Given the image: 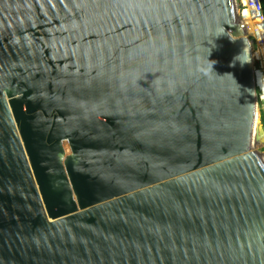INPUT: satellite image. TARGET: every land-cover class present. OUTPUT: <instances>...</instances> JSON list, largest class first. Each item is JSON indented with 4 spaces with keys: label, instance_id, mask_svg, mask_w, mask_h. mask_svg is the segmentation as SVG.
Masks as SVG:
<instances>
[{
    "label": "water",
    "instance_id": "water-1",
    "mask_svg": "<svg viewBox=\"0 0 264 264\" xmlns=\"http://www.w3.org/2000/svg\"><path fill=\"white\" fill-rule=\"evenodd\" d=\"M240 16L233 0H0V264H264Z\"/></svg>",
    "mask_w": 264,
    "mask_h": 264
},
{
    "label": "rangeland",
    "instance_id": "rangeland-1",
    "mask_svg": "<svg viewBox=\"0 0 264 264\" xmlns=\"http://www.w3.org/2000/svg\"><path fill=\"white\" fill-rule=\"evenodd\" d=\"M233 1H234V4L236 7H238L240 10H244V12H245L244 16L239 17V20L243 23L242 25L243 26L244 25L246 26L248 24L251 25V28H250L251 32H250V34H247V36L253 41L254 64L255 65L259 64V66H257V69L260 70V68L264 67V66L260 63H257L255 56H263L264 55V49H263L264 44H263L262 32H260V29H258L260 21L258 20L257 11H256V9L252 10V16H251L248 9L246 8L247 5L244 6L246 4L245 0H240V2H239V0H233ZM241 2H243V3L245 2V4L242 5ZM260 38H262L261 39L262 44L257 43L258 39L260 40ZM254 84L257 86V88L259 90L258 96L256 98V114L259 117V119L262 116V119H263L262 123H264V72L263 71L260 70L259 72L255 73V83Z\"/></svg>",
    "mask_w": 264,
    "mask_h": 264
},
{
    "label": "bare ground",
    "instance_id": "bare-ground-1",
    "mask_svg": "<svg viewBox=\"0 0 264 264\" xmlns=\"http://www.w3.org/2000/svg\"><path fill=\"white\" fill-rule=\"evenodd\" d=\"M239 2H240V0H239ZM245 2H246V4H245ZM245 2L243 3V2H241V4L242 5H244V6H246V8L248 9V11H249V13H250V15H251V11H252V9H253V7H255L256 6V1L255 0H245ZM244 14H245V12H244V10H240V15H241V17L242 16H244ZM252 16V15H251ZM251 21V20H250ZM240 24L242 25L243 23L242 22H240ZM247 24V23H246ZM243 26V25H242ZM244 27L246 28V30H247V34H250V32H251V25L250 24H248V25H244ZM259 29V28H258ZM249 31V32H248ZM256 33V32H255ZM262 38H260V40L258 39V44L259 43H261L262 42V40H261ZM262 44V43H261ZM263 44H264V41H263ZM264 47V46H263ZM264 49V48H263ZM262 49V50H263ZM263 55V54H262ZM255 59L257 60V63H260V64H262L263 66H264V55L263 56H255ZM257 66H259V64H256V66H255V68H254V83H255V73L256 72H259L260 70L261 71H263L264 72V67H261L260 68V70H258L257 69ZM261 96V95H260Z\"/></svg>",
    "mask_w": 264,
    "mask_h": 264
},
{
    "label": "built area",
    "instance_id": "built-area-1",
    "mask_svg": "<svg viewBox=\"0 0 264 264\" xmlns=\"http://www.w3.org/2000/svg\"><path fill=\"white\" fill-rule=\"evenodd\" d=\"M256 1V6L255 7H253V9L252 10H255L256 9V11H257V14H258V20L260 21L259 22V29H260V32H262V35H263V41H264V24H263V21H262V17H261V14H260V9H259V6H258V0H255ZM251 15H252V11H251ZM241 22V21H240ZM241 25V24H240ZM242 26V25H241ZM243 28H245L244 26H243ZM246 29V28H245ZM247 31V30H246ZM248 37V36H247ZM249 38V37H248ZM251 40V39H250ZM252 41V40H251ZM252 45H253V41H252ZM252 52H253V46H252ZM253 60H254V53H253ZM255 64H254V68H255ZM258 92H259V90H258V88H257V86L255 85V95H256V98H257V96H258ZM258 100V99H257Z\"/></svg>",
    "mask_w": 264,
    "mask_h": 264
},
{
    "label": "trees",
    "instance_id": "trees-1",
    "mask_svg": "<svg viewBox=\"0 0 264 264\" xmlns=\"http://www.w3.org/2000/svg\"><path fill=\"white\" fill-rule=\"evenodd\" d=\"M258 6L260 9V14H261L262 21L264 24V0H258ZM260 120H261V122H263L262 116H261Z\"/></svg>",
    "mask_w": 264,
    "mask_h": 264
},
{
    "label": "clouds",
    "instance_id": "clouds-1",
    "mask_svg": "<svg viewBox=\"0 0 264 264\" xmlns=\"http://www.w3.org/2000/svg\"><path fill=\"white\" fill-rule=\"evenodd\" d=\"M243 57H244V50L240 55H238L237 57L234 58V61L238 60L243 65L244 63L249 61L248 58H243Z\"/></svg>",
    "mask_w": 264,
    "mask_h": 264
}]
</instances>
